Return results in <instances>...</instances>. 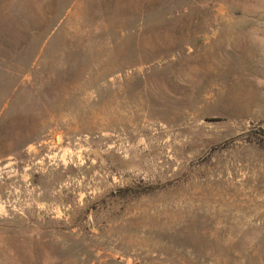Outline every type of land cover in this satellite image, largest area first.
<instances>
[{
  "label": "rangeland",
  "instance_id": "rangeland-1",
  "mask_svg": "<svg viewBox=\"0 0 264 264\" xmlns=\"http://www.w3.org/2000/svg\"><path fill=\"white\" fill-rule=\"evenodd\" d=\"M0 264H264V0H0Z\"/></svg>",
  "mask_w": 264,
  "mask_h": 264
}]
</instances>
